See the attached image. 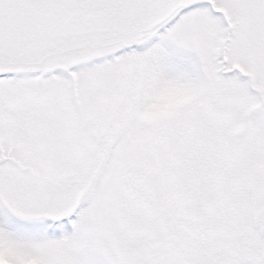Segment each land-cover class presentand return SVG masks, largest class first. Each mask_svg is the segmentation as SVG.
<instances>
[{"label": "snow or ice", "instance_id": "1", "mask_svg": "<svg viewBox=\"0 0 264 264\" xmlns=\"http://www.w3.org/2000/svg\"><path fill=\"white\" fill-rule=\"evenodd\" d=\"M0 264H264V0H0Z\"/></svg>", "mask_w": 264, "mask_h": 264}]
</instances>
